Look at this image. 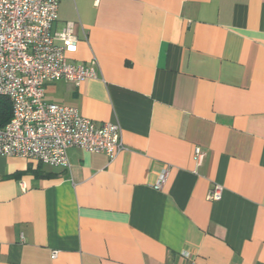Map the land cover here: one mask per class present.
<instances>
[{
  "label": "crops",
  "instance_id": "0c3cea01",
  "mask_svg": "<svg viewBox=\"0 0 264 264\" xmlns=\"http://www.w3.org/2000/svg\"><path fill=\"white\" fill-rule=\"evenodd\" d=\"M69 22L67 59L99 77L45 99L118 122L125 148L0 155V264H264V0H63Z\"/></svg>",
  "mask_w": 264,
  "mask_h": 264
},
{
  "label": "built area",
  "instance_id": "2783aa9c",
  "mask_svg": "<svg viewBox=\"0 0 264 264\" xmlns=\"http://www.w3.org/2000/svg\"><path fill=\"white\" fill-rule=\"evenodd\" d=\"M62 1L0 0V96L13 106L11 119L0 127V155L68 168L71 147L115 159L125 144L118 122L97 124L75 106L45 99L47 82L64 79L79 85L99 77L95 57L85 63L67 59V53L77 50L78 39L71 22L53 30ZM196 152L202 157L200 148ZM169 171V166L163 169L156 189L163 187ZM222 194L223 185L214 183L211 199L219 200Z\"/></svg>",
  "mask_w": 264,
  "mask_h": 264
},
{
  "label": "trees",
  "instance_id": "16d2710c",
  "mask_svg": "<svg viewBox=\"0 0 264 264\" xmlns=\"http://www.w3.org/2000/svg\"><path fill=\"white\" fill-rule=\"evenodd\" d=\"M13 106L9 98L0 96V127L4 126L12 117Z\"/></svg>",
  "mask_w": 264,
  "mask_h": 264
}]
</instances>
